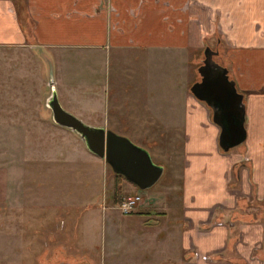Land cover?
I'll use <instances>...</instances> for the list:
<instances>
[{"label": "crops", "instance_id": "crops-1", "mask_svg": "<svg viewBox=\"0 0 264 264\" xmlns=\"http://www.w3.org/2000/svg\"><path fill=\"white\" fill-rule=\"evenodd\" d=\"M209 36L224 43L219 62L244 94L245 143L231 152L218 145L210 108L189 91L188 50ZM2 45L180 61L151 81L138 72L149 80L145 113L131 103V115L144 127L175 128L184 150L170 198L151 192L140 201L134 213L153 218L134 220L125 237L132 241L123 242L134 245L133 264H264V0H0ZM61 95L82 116L70 94Z\"/></svg>", "mask_w": 264, "mask_h": 264}, {"label": "rangeland", "instance_id": "rangeland-1", "mask_svg": "<svg viewBox=\"0 0 264 264\" xmlns=\"http://www.w3.org/2000/svg\"><path fill=\"white\" fill-rule=\"evenodd\" d=\"M205 43L212 49L219 45L217 60L222 61L224 43L216 42L215 36ZM116 54L111 50L108 61L94 49L56 56L29 45L0 46V264H48L54 255L62 257V264H133L134 245L123 240L127 242L138 217L153 218L135 214L138 205L123 214L113 202L111 167L91 153L76 132L53 121L47 99L54 78L66 110L89 125L127 136L163 165L161 177L148 189L123 180V198L140 194L147 202L151 192L159 194V200L170 198L168 188L178 183L175 174L182 171L177 158L184 150L182 134L178 136L175 128L141 126L142 117L134 118L131 111L136 105L138 115L145 113L141 110L148 77L161 78L167 66L172 69L180 61L149 62L141 59L146 55L142 52H128L118 61ZM202 58L203 47L189 48V87L200 78L195 66ZM140 71L148 77L142 80ZM62 92L70 94L82 116L69 108ZM116 101L120 105L116 103L119 108L114 110ZM241 144L231 150H239Z\"/></svg>", "mask_w": 264, "mask_h": 264}, {"label": "water", "instance_id": "water-1", "mask_svg": "<svg viewBox=\"0 0 264 264\" xmlns=\"http://www.w3.org/2000/svg\"><path fill=\"white\" fill-rule=\"evenodd\" d=\"M217 53L209 45L204 46L202 62L197 66L200 78L189 90L210 108L212 121L219 127L218 145L228 151L246 138L244 94L229 77L228 68L214 59ZM50 85L47 105L56 124L76 132L91 153L103 158L114 173L138 189H148L158 181L163 165L154 162L147 149L110 128L85 123L61 105L54 81Z\"/></svg>", "mask_w": 264, "mask_h": 264}, {"label": "built area", "instance_id": "built-area-1", "mask_svg": "<svg viewBox=\"0 0 264 264\" xmlns=\"http://www.w3.org/2000/svg\"><path fill=\"white\" fill-rule=\"evenodd\" d=\"M142 197L140 194H134L126 196L120 203L117 204V208L123 213L128 214L133 211L134 207L141 201ZM205 258V256H203Z\"/></svg>", "mask_w": 264, "mask_h": 264}, {"label": "trees", "instance_id": "trees-1", "mask_svg": "<svg viewBox=\"0 0 264 264\" xmlns=\"http://www.w3.org/2000/svg\"><path fill=\"white\" fill-rule=\"evenodd\" d=\"M199 62L200 60L198 61V64ZM198 64L195 66V68L198 66ZM123 180H126V179L121 174L114 173V186H113V197L112 198H113V202L117 204L120 203L123 199V196L121 193V183Z\"/></svg>", "mask_w": 264, "mask_h": 264}, {"label": "flooded vegetation", "instance_id": "flooded-vegetation-1", "mask_svg": "<svg viewBox=\"0 0 264 264\" xmlns=\"http://www.w3.org/2000/svg\"><path fill=\"white\" fill-rule=\"evenodd\" d=\"M216 42H218V40L216 39ZM205 45H208V44H206V43H204V46ZM204 46H203V48H204ZM212 48V47H211ZM214 50H216V51H218V53L217 54H215L213 57H216V61H218L217 60V57H219V55H220V53H221V51H220V49H219V45L218 46H216V47H214ZM219 62V61H218ZM219 63H221V62H219ZM223 64V63H222ZM199 74V73H198ZM200 76V75H199ZM195 80H193L192 82H194ZM190 91V90H189ZM239 91V90H238ZM191 93V92H190ZM192 94V93H191ZM243 100H244V98H243ZM142 200V199H141ZM55 261V263H52L51 261ZM50 261V263H48V264H62L61 262H62V257H59L58 255H54V257L52 258V260Z\"/></svg>", "mask_w": 264, "mask_h": 264}]
</instances>
